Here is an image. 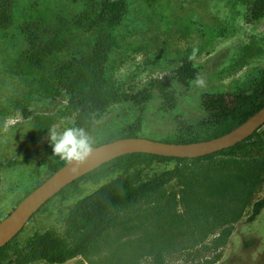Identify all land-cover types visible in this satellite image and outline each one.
<instances>
[{"label": "rangeland", "instance_id": "374dc122", "mask_svg": "<svg viewBox=\"0 0 264 264\" xmlns=\"http://www.w3.org/2000/svg\"><path fill=\"white\" fill-rule=\"evenodd\" d=\"M128 1L119 46L109 54L106 79L125 96L149 91L152 99L143 106L122 101L93 116L94 147L125 138L126 131L138 124L140 138L178 141L185 135L176 123L178 118L191 127L206 119L202 96L235 95L264 70V19H251L254 0ZM85 2L17 0L15 26L0 31V162L33 161L14 169L0 168V219L51 176L47 166L40 165L53 152L48 128L60 125L62 130L74 126L76 119V111L68 105L70 95L16 71L15 62L25 47L20 26L35 9L54 17L76 16ZM78 36L83 45H90L89 36ZM189 57L203 86L194 83L197 75L187 83L178 80L181 61ZM157 81L170 85L173 107H165L151 87ZM192 133L202 131L195 128ZM247 178L249 192L244 184ZM85 188L90 193L97 187L89 184ZM80 197L47 204L28 228L45 231L59 226V208ZM263 197L264 160L228 169L205 163L148 204L116 211L113 217L126 225L114 229L108 243L89 262L78 258L67 264H157V253L164 255V264H264V210L254 223L247 222L253 205ZM221 240L226 242L217 248Z\"/></svg>", "mask_w": 264, "mask_h": 264}, {"label": "trees", "instance_id": "16d2710c", "mask_svg": "<svg viewBox=\"0 0 264 264\" xmlns=\"http://www.w3.org/2000/svg\"><path fill=\"white\" fill-rule=\"evenodd\" d=\"M16 6L17 0H0L1 32L15 26ZM128 10V0H87L82 12L76 16L54 17L35 9L32 17L20 26L25 47L15 62L16 71L33 81L42 79L46 84L70 95L68 105L76 111L74 126L85 127L89 133L93 116L109 106L128 100L143 106L152 99L149 91L125 96L114 90L106 79L109 54L119 46V30ZM250 17L253 21L264 19V0L251 3ZM78 33L89 36L92 40L90 45H83L80 36L76 37ZM176 75L181 83L194 79L197 72L192 60H182ZM151 87L160 94L165 107L174 106L175 96L168 83L157 81ZM201 104L207 114L204 122L191 127L178 118L176 123L185 135L172 143L191 144L214 140L247 122L264 108V70L256 74L246 90L235 95H204ZM25 117H29V114L26 113ZM195 128H199L202 134L192 133ZM261 129L244 142L203 158L130 154L101 166L70 184L47 203L60 199L63 204L81 194L74 204L59 208V226L45 231L28 228L41 208L20 233L0 249V264H67L78 258L90 260L108 243L114 229L126 225L124 220L118 221L113 217L116 211L148 204L167 186L192 175L205 163L228 169L235 165H252L263 161L264 133H261ZM139 133L138 124L126 131L125 138H140ZM32 163L30 160L15 159L0 162V168L14 169ZM172 163L174 166L171 168L156 170L159 166L169 167ZM66 164L53 152L50 158L40 163L47 166L51 175ZM89 184L97 188L87 193L85 186ZM244 184L246 192H249L250 179L247 178ZM263 210L264 197L253 205L247 222L254 223ZM225 242L221 240L217 248ZM251 244L252 241L245 242V247ZM155 256L157 264H164L162 253Z\"/></svg>", "mask_w": 264, "mask_h": 264}, {"label": "water", "instance_id": "95a60500", "mask_svg": "<svg viewBox=\"0 0 264 264\" xmlns=\"http://www.w3.org/2000/svg\"><path fill=\"white\" fill-rule=\"evenodd\" d=\"M264 126V108L231 133L220 138L191 144L163 143L143 138H123L94 147L91 157L73 173L66 164L24 198L0 222V249L9 244L51 199L63 189L101 166L130 154L198 159L230 149L252 137Z\"/></svg>", "mask_w": 264, "mask_h": 264}, {"label": "clouds", "instance_id": "9594fccd", "mask_svg": "<svg viewBox=\"0 0 264 264\" xmlns=\"http://www.w3.org/2000/svg\"><path fill=\"white\" fill-rule=\"evenodd\" d=\"M194 83L203 86L205 82L198 74ZM48 129V140L54 155L71 166L73 173L77 172L79 165L85 163L93 153L92 135L82 126H67L61 130L60 125H53Z\"/></svg>", "mask_w": 264, "mask_h": 264}, {"label": "crops", "instance_id": "0c3cea01", "mask_svg": "<svg viewBox=\"0 0 264 264\" xmlns=\"http://www.w3.org/2000/svg\"><path fill=\"white\" fill-rule=\"evenodd\" d=\"M76 260V259H75ZM39 263V262H38ZM35 264H37V263H35Z\"/></svg>", "mask_w": 264, "mask_h": 264}]
</instances>
